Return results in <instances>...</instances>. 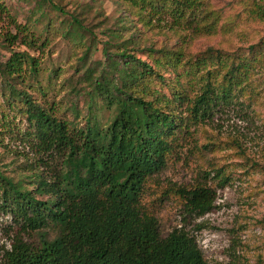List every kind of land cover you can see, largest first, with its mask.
Masks as SVG:
<instances>
[{
    "label": "trees",
    "instance_id": "1",
    "mask_svg": "<svg viewBox=\"0 0 264 264\" xmlns=\"http://www.w3.org/2000/svg\"><path fill=\"white\" fill-rule=\"evenodd\" d=\"M124 1L136 7L144 24L161 26L166 15L164 27L169 29L193 36L219 34L242 44L233 49L208 47L194 58H184L179 49L149 47V55L157 56L152 62L133 53L134 35L123 39L117 51L104 45L105 60L96 64L90 80L85 123L70 129L67 120L38 104L28 91L44 90L39 59L29 49L46 46L47 38L41 40L0 0L2 44L25 46L10 49L0 63V94L8 99V110L24 115L28 128L16 136L34 154L25 156L28 181L0 172V206L18 226L1 264H206L189 232L180 228L160 234L155 216L144 205L145 186L166 166L189 127L206 123L218 106L261 105L263 114L258 115L264 119V0H234L229 7L238 8L234 13L216 7L213 0ZM83 31L95 37L70 15L65 34L79 36ZM249 34L255 35L250 42ZM97 106L112 112L105 122L97 116ZM233 144L246 155L239 143ZM248 160L264 182V163ZM212 177L219 187L229 180L218 167ZM178 190L192 212L204 214L213 207L211 187ZM44 228L54 229L55 236L43 235L38 244L23 239Z\"/></svg>",
    "mask_w": 264,
    "mask_h": 264
},
{
    "label": "rangeland",
    "instance_id": "2",
    "mask_svg": "<svg viewBox=\"0 0 264 264\" xmlns=\"http://www.w3.org/2000/svg\"><path fill=\"white\" fill-rule=\"evenodd\" d=\"M3 1L19 22L30 25L35 34L41 35V40L47 38L46 46L29 49L39 59L38 79L44 90L35 92L28 88V91L38 104L52 108L58 117L67 120L70 129L85 123L92 89L90 80L98 67L96 64L105 60L104 45L114 52L120 49L123 39L134 35L133 53L152 62L157 56L149 55L146 51L149 47L179 49L184 58L190 55L194 58L208 47L233 49L242 44L228 42L219 34L193 36L182 29H169L164 27L169 21L166 15L161 16V26L144 24L136 16V7L124 0ZM233 1L213 0V3L223 7L226 13H234L238 8H229ZM70 15L76 16L95 37L84 31L79 36L65 34L70 28ZM1 25L0 31H4ZM248 36L249 42L255 38L253 34ZM4 45L0 39V63L9 56L10 49H25L18 43ZM84 53V59L80 60ZM17 86L26 88L20 83ZM2 90L4 81L0 78V93ZM8 102L0 94V172L25 182L28 181L25 156L30 158L34 154L16 132L26 131L28 123L17 109L6 108ZM258 111L263 114L261 105L232 102L218 106L206 123L189 127V133L168 157L166 166L145 186L144 205L155 216L160 234L165 236L180 228L189 232L196 238L206 264H264V223L261 221L264 182L262 173L252 168L248 160L264 163V119ZM96 113L103 122L112 114L99 106ZM234 141L246 155L239 153ZM216 167L229 176L223 187L212 177ZM197 185L211 187L215 192L213 207L204 214L188 210L178 190ZM17 231L12 216L0 206V264ZM55 234L54 229L44 228L26 233L23 239L38 244L41 236L53 238Z\"/></svg>",
    "mask_w": 264,
    "mask_h": 264
}]
</instances>
